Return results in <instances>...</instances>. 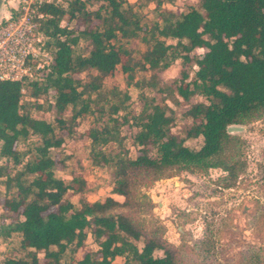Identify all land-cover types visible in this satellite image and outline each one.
I'll use <instances>...</instances> for the list:
<instances>
[{
  "label": "trees",
  "instance_id": "1",
  "mask_svg": "<svg viewBox=\"0 0 264 264\" xmlns=\"http://www.w3.org/2000/svg\"><path fill=\"white\" fill-rule=\"evenodd\" d=\"M139 1L42 4L40 28L51 47V71L24 85L30 97L25 102L20 82H0V183L3 207L7 213L13 209L0 231L19 233L24 251L7 256L2 264H112L115 259L119 264H178L171 243L144 235L122 211L132 186L172 172L219 168L224 174L218 182L231 187L243 171V140L226 127L264 115V0H197L180 12L163 8L162 0ZM148 2L154 3L150 22L141 12ZM197 48L203 53L191 54ZM177 59L182 69L176 93L185 101L195 95L205 99L190 103L184 112L191 124L182 137L171 132L173 116L141 91H161L157 74ZM192 63L196 68L190 77ZM117 70L127 87L139 91V110L131 107L127 90L104 85ZM136 72L149 74L135 78ZM42 94L52 97L47 104L54 110L52 121L29 111L42 106ZM86 116L91 119L89 163L111 169V192L123 201L112 196L80 199L77 207L67 194H83L86 180L55 174L63 158L57 160L52 151L61 147L62 132L70 134L73 123ZM198 136V148L185 144ZM127 138L136 147L132 157L124 150ZM110 144L119 149L108 151ZM88 235L95 249L85 250ZM197 242L207 253V240ZM252 249L246 255L249 264H259Z\"/></svg>",
  "mask_w": 264,
  "mask_h": 264
},
{
  "label": "rangeland",
  "instance_id": "2",
  "mask_svg": "<svg viewBox=\"0 0 264 264\" xmlns=\"http://www.w3.org/2000/svg\"><path fill=\"white\" fill-rule=\"evenodd\" d=\"M12 1L16 3V0ZM189 4L196 5L197 0H162L163 8L175 12L184 10ZM153 7L154 3L148 2L141 9L144 21L152 20ZM61 24L65 25L66 21L63 20ZM70 25L74 23L71 22ZM140 48L143 46L140 45ZM202 53L203 49L197 48L191 54ZM195 68V64L192 63L188 69L190 77ZM181 69V61L177 59L169 67L158 72V87L162 89L161 91L151 88L141 90L173 116L171 132L179 137L185 135L186 128L191 124V119L184 115L189 104L205 101L204 97L199 95L185 101L176 93L175 87L181 77ZM148 74L149 72H136L135 78ZM104 85L107 88L117 86L127 90L131 107L139 110L142 103L139 100V91L126 86L119 70L113 76L107 77ZM28 93L29 90L26 89L22 102L30 98ZM51 99V95L42 94L38 99L42 106L40 108L31 106L29 111L35 117L52 121L54 110L47 106ZM68 115L69 111L65 116ZM90 121V117L87 116L77 119L70 134L62 132L64 141L61 147L52 151L57 160L63 158V162L56 163L55 174L58 177L70 180L73 175H78L86 180V191L83 194L71 191L67 194L77 207L80 206V199L94 201L112 196L123 201L122 196L111 192L113 184L111 169L106 166H92L89 163L87 133ZM241 125L242 130L231 134L238 135L243 140L242 160L245 167L231 187H223L218 182V178L224 174L219 168L172 172L154 181L147 178L138 181L131 188L129 204L121 208L141 228L144 235L155 234L171 243L177 249L178 264H249L250 259L246 255L250 248L255 251V258L259 264H264V115ZM122 131L126 135L129 134L125 127ZM185 144L191 148H198L201 136L188 138ZM19 148L23 146L20 145ZM118 149L113 144L107 146L108 151ZM124 150L131 157L136 154V147L131 139L125 140ZM3 161L4 159H0V164ZM0 191L1 230L10 222L8 216H11L13 209L7 213L3 207L5 196L1 183ZM201 239L207 240L205 245L209 247L207 253L197 244ZM18 242L19 233L12 231L9 235H4L0 231V264L7 256L24 254ZM96 247L92 237L88 235L85 250ZM38 257L43 261L42 252ZM119 263L120 259H115L112 264Z\"/></svg>",
  "mask_w": 264,
  "mask_h": 264
},
{
  "label": "built area",
  "instance_id": "3",
  "mask_svg": "<svg viewBox=\"0 0 264 264\" xmlns=\"http://www.w3.org/2000/svg\"><path fill=\"white\" fill-rule=\"evenodd\" d=\"M58 1L16 0L12 12L0 20V82H20L23 95L26 83L41 81L51 71L53 57L40 28L45 17L40 7Z\"/></svg>",
  "mask_w": 264,
  "mask_h": 264
},
{
  "label": "crops",
  "instance_id": "4",
  "mask_svg": "<svg viewBox=\"0 0 264 264\" xmlns=\"http://www.w3.org/2000/svg\"><path fill=\"white\" fill-rule=\"evenodd\" d=\"M14 5L12 0H0V20L7 17L12 12Z\"/></svg>",
  "mask_w": 264,
  "mask_h": 264
},
{
  "label": "water",
  "instance_id": "5",
  "mask_svg": "<svg viewBox=\"0 0 264 264\" xmlns=\"http://www.w3.org/2000/svg\"><path fill=\"white\" fill-rule=\"evenodd\" d=\"M243 129V126L241 124H230L226 127V131L228 133H235Z\"/></svg>",
  "mask_w": 264,
  "mask_h": 264
}]
</instances>
